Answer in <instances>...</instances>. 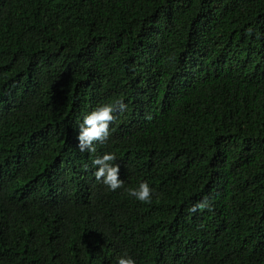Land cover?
<instances>
[{
  "label": "trees",
  "instance_id": "16d2710c",
  "mask_svg": "<svg viewBox=\"0 0 264 264\" xmlns=\"http://www.w3.org/2000/svg\"><path fill=\"white\" fill-rule=\"evenodd\" d=\"M118 99L81 153L83 116ZM105 152L115 191L94 177ZM142 181L150 203L126 191ZM125 252L264 264V0H0V264Z\"/></svg>",
  "mask_w": 264,
  "mask_h": 264
},
{
  "label": "clouds",
  "instance_id": "9594fccd",
  "mask_svg": "<svg viewBox=\"0 0 264 264\" xmlns=\"http://www.w3.org/2000/svg\"><path fill=\"white\" fill-rule=\"evenodd\" d=\"M127 109V104L122 99L114 103H103L83 116L78 126L77 145L81 153H95L96 144H103L109 139L110 124L116 119V113H123ZM117 156L112 152H105L101 156H95L92 164L96 167L94 177L109 191H115L123 187L124 181L119 178L120 165L115 163ZM127 193L135 200L142 203H150L155 190L150 187L147 181H142L137 187L128 188ZM211 210V204L207 197L202 198L193 204L189 211L195 213L199 210ZM116 264H136L135 259L126 252L116 258Z\"/></svg>",
  "mask_w": 264,
  "mask_h": 264
}]
</instances>
